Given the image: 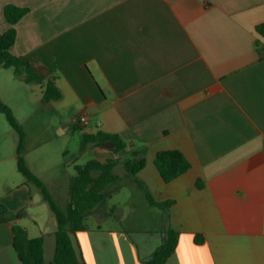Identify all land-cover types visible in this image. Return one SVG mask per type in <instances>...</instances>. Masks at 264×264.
Returning a JSON list of instances; mask_svg holds the SVG:
<instances>
[{"label":"crops","instance_id":"0c3cea01","mask_svg":"<svg viewBox=\"0 0 264 264\" xmlns=\"http://www.w3.org/2000/svg\"><path fill=\"white\" fill-rule=\"evenodd\" d=\"M6 5L29 9L10 50L28 67L14 79L38 90L49 126L82 144L78 151L61 148L55 174L44 178L34 164L41 155L28 162L24 137L28 170L68 206L75 176L69 169L75 172L82 154L117 162V182L86 216L96 223L84 222L74 235L81 261L146 264L171 228L179 240L164 264H264V40L255 33L264 0H0V33L10 27ZM32 74L39 81L25 83ZM48 81L59 100L42 101ZM0 98L17 125V112L30 113L24 97L17 109ZM80 114L88 117L84 127ZM14 131L0 113V204L20 214L0 223V264H22L14 224L30 239L43 238L50 264L56 218L18 172ZM78 131L118 135L126 148L111 154ZM170 150L181 152L190 169L165 183L154 159ZM134 153L145 166L130 177L121 163ZM137 182L155 201H172L171 208L151 207Z\"/></svg>","mask_w":264,"mask_h":264},{"label":"trees","instance_id":"16d2710c","mask_svg":"<svg viewBox=\"0 0 264 264\" xmlns=\"http://www.w3.org/2000/svg\"><path fill=\"white\" fill-rule=\"evenodd\" d=\"M29 13L28 8H21L14 5H6L3 9V16L10 26L7 31L0 33V61L4 69L12 68L17 76H21L28 64L21 58L13 56L10 52L16 40V24ZM255 33L264 40V22L255 26ZM264 58V50L261 51ZM39 76L32 74L25 76V83H34L39 81ZM60 92L55 88L52 81L45 85L42 101L59 100ZM0 113L3 114L8 124L18 133L19 141L17 146V169L18 172L29 181L36 185L43 199L48 204L54 214L57 223V230L54 235L55 246L54 254L50 264H84L81 261L75 242L74 235L79 231L86 229V216L93 209L105 200V190L109 185L115 184L118 176L114 174V168L117 166L115 160H108L101 163L97 160H90L84 165H77L74 168L75 176L72 179L69 190V204L66 209H60L54 202L50 193L46 190L42 182L35 177L26 167L22 154L24 151V136L21 133L11 108L0 98ZM84 140L87 143L101 145L103 142L111 141L114 143L113 151L119 152L126 148L125 143L118 135L104 134L97 132L95 134H84ZM154 165L165 183H169L190 169V164L181 152L176 150L160 151L156 154ZM122 169L127 176L134 177L145 166V159L142 154L134 153L131 158L121 163ZM143 190L148 204L151 207L167 211L173 205L172 201L157 202L147 192L146 188L140 182H137ZM198 189L201 184H196ZM20 214H11L0 204V223L13 221ZM14 249L18 259L22 264H45L44 259V240L41 237L30 239L25 229L20 225L12 226ZM179 240L178 232L168 228L166 230V241L156 249L146 264H164L174 252ZM196 243L203 242V238L196 237Z\"/></svg>","mask_w":264,"mask_h":264},{"label":"rangeland","instance_id":"374dc122","mask_svg":"<svg viewBox=\"0 0 264 264\" xmlns=\"http://www.w3.org/2000/svg\"><path fill=\"white\" fill-rule=\"evenodd\" d=\"M15 76L17 75L14 73L12 68L4 69L0 65V95L6 101L12 103L16 109L18 108L17 105L19 104V98L24 97L25 107H29L30 113H28V115L25 114L22 116L19 112L17 113L19 115L18 117H20V124H18L19 129L23 136L27 138L28 144H31L27 150L28 162L32 163L31 160L35 157V155H41V161H34L36 168L41 170V175L44 178L48 175H54L61 148L68 146L70 150L78 151L82 148V144L79 141L80 139H77V141H69L67 136L63 137L59 135L58 130L55 128V124L49 126L48 117L51 113L49 114L46 112L43 105H41V103L36 100L38 90L26 91L24 83L14 79ZM12 134L14 140L13 149L16 151L19 136L15 131ZM84 134L85 133L83 131H78L77 137L82 138ZM108 152L113 154L114 151L109 149ZM90 159H94V156L87 152L82 154L76 162L78 165H84ZM69 173H73V175H75V172L70 169ZM118 173H121L120 169L118 170ZM45 188L50 193L57 206L62 210L66 209V204H64L62 200H59L55 196L51 187L47 188L45 186ZM43 202L44 201H41V204H45L44 208L47 212H49L50 209L48 204ZM109 204L110 205L108 207L111 209L110 206L113 204V201H111ZM37 206L38 205H35L34 208ZM85 223L88 226H91L93 223H96V221H94L92 218H88L86 219ZM53 249L54 246H52V248H46L47 257L53 258Z\"/></svg>","mask_w":264,"mask_h":264},{"label":"built area","instance_id":"2783aa9c","mask_svg":"<svg viewBox=\"0 0 264 264\" xmlns=\"http://www.w3.org/2000/svg\"><path fill=\"white\" fill-rule=\"evenodd\" d=\"M78 122L80 123V125H82L83 127L87 125L88 123V117L85 114H80L78 117Z\"/></svg>","mask_w":264,"mask_h":264},{"label":"water","instance_id":"95a60500","mask_svg":"<svg viewBox=\"0 0 264 264\" xmlns=\"http://www.w3.org/2000/svg\"><path fill=\"white\" fill-rule=\"evenodd\" d=\"M101 146L104 147V148H106V149H113L114 143L111 142V141L103 142V143H101ZM164 241H165V236H164Z\"/></svg>","mask_w":264,"mask_h":264}]
</instances>
